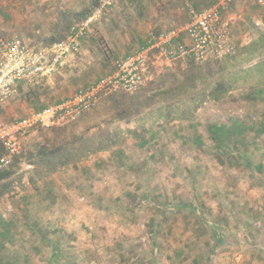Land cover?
Instances as JSON below:
<instances>
[{"label": "rangeland", "instance_id": "rangeland-1", "mask_svg": "<svg viewBox=\"0 0 264 264\" xmlns=\"http://www.w3.org/2000/svg\"><path fill=\"white\" fill-rule=\"evenodd\" d=\"M215 1L115 0L90 26L79 66L39 90L25 86L3 117L74 94L151 34L185 25L186 2L207 8ZM93 2L0 0V39L45 49L85 20ZM231 14L235 53L203 63L153 58L141 90L153 101L140 114L120 118L117 101L137 93L112 92L69 126L23 137L0 197V231H9L0 234V264H264V131L252 129L241 147L251 167L235 148L218 151L208 133L211 123L240 118L253 126L264 117L258 87L244 75L220 100L205 98L219 68L228 78L264 60L261 48L239 55L264 34V6L235 0ZM200 67L216 79L197 93L177 92ZM100 145L107 148L93 152Z\"/></svg>", "mask_w": 264, "mask_h": 264}, {"label": "built area", "instance_id": "built-area-1", "mask_svg": "<svg viewBox=\"0 0 264 264\" xmlns=\"http://www.w3.org/2000/svg\"><path fill=\"white\" fill-rule=\"evenodd\" d=\"M234 1L217 0L200 9L186 2L189 20L185 25L151 34L147 45L118 61L111 74L59 103L14 120L3 117L2 107L15 97L18 85L35 84L57 74L69 55L79 51L80 40L114 0H101L89 17L71 27L66 39L45 49H31L17 37L0 39V145L3 148L0 170L5 169L19 153L27 133L36 129L67 127L108 93L134 94L141 90L147 83L153 58L166 62L189 59L203 63L234 54V18L231 14ZM254 1L258 6H264V0Z\"/></svg>", "mask_w": 264, "mask_h": 264}, {"label": "trees", "instance_id": "trees-1", "mask_svg": "<svg viewBox=\"0 0 264 264\" xmlns=\"http://www.w3.org/2000/svg\"><path fill=\"white\" fill-rule=\"evenodd\" d=\"M217 1V0H216ZM215 1V2H216ZM101 3V0H94L92 7L87 10L82 12L81 14V19H86ZM196 8L200 9V7L194 5ZM67 36L70 33L71 30V26H67L66 31H68ZM67 36H62L60 39H58L57 41H53L54 42H58L61 40H64L67 38ZM264 49V34L260 36V38L254 40L250 46H246L243 47L241 49L242 52H239V55L245 53V51L247 50H260ZM238 55V56H239ZM230 56V55H229ZM228 57V56H226ZM232 58V57H229ZM228 59V58H227ZM254 73H260V75L262 76L261 78L258 79H254V74L250 76L249 73L251 74V72ZM226 75V71L222 70L220 72V68L219 71H217V81L214 84L213 88L209 90V92L205 95V98L207 100H214V101H218L220 100L224 95H226L232 88H234L235 83L237 82V80L242 77L244 75L243 80L247 81L248 79H253L254 80V84L252 86L258 87L257 88V94L258 96L264 100V88H260L261 85H264V60L259 61V63H257L256 65L249 67L247 69L244 70H238L235 71L232 75H230L228 78L224 77ZM216 73H214L213 71H211V67L209 68H203L200 67L198 69V71H196L195 73H192L191 75L188 76V85L185 83H182V85L180 87H177V92H185L188 90V93L192 94V93H197L199 91V89H201V86H205L209 84V79L211 78H215ZM248 76V77H247ZM215 78V79H216ZM142 90V89H141ZM139 90L138 92H136V95H131L133 97H131V99L127 98V100H129V102L126 101H117L118 104L117 106H122L123 111L121 113H119L118 116H120V118L122 119H126L129 120L130 117L138 115L142 112V110H144L145 108H147L149 106L150 103H152L153 98L152 97H147L146 95H144V93ZM123 99H126V97H121ZM196 105H198L196 103ZM119 108V107H118ZM196 108V107H195ZM254 129L256 132H258V134L263 133L264 131V117L261 119L260 122H258L257 125H253L250 126L246 123V121H244L243 119L240 118H234L232 120H230V122H223V123H211L208 126V133L209 136L212 140V142L214 143L215 147L217 148L218 151H226L229 149H236V153L240 154V160L245 161L250 167L252 166V163L250 162V160H248L247 157V153L245 151H242V148H245L248 145V142L246 141L247 136L249 134V132ZM154 137V135H152V138ZM198 141L201 140V136L200 135H196L195 137ZM148 142V141H147ZM147 142L142 141V145H146ZM245 144H247L245 146ZM1 146V145H0ZM233 146V147H231ZM107 147H104V145H100L97 149H95L93 152H97V151H102L104 149H106ZM3 149L2 147H0V150ZM3 153V152H1ZM0 153V154H1ZM230 154V153H229ZM235 160V159H234ZM238 160V159H236ZM68 162L70 161H64L63 164H68ZM13 165H11L12 167ZM11 167L10 168H5L3 170H0V197H2V195L5 194V190L6 188L3 185V182H5L7 179L10 178L12 172H11ZM258 169L261 168V165L259 164ZM0 222L1 221V217H0ZM2 237H7L9 234V231L5 228L4 231H0ZM3 232V233H2Z\"/></svg>", "mask_w": 264, "mask_h": 264}, {"label": "crops", "instance_id": "crops-1", "mask_svg": "<svg viewBox=\"0 0 264 264\" xmlns=\"http://www.w3.org/2000/svg\"><path fill=\"white\" fill-rule=\"evenodd\" d=\"M171 1V0H170ZM114 3H115V0H114V2H113V5L112 6H109L108 8H110V9H112L113 7H114ZM197 6V5H196ZM189 20V17H188V15L186 16V23H187V21ZM167 31V30H166ZM85 40V37L83 38V39H81L80 40V49H79V51L78 52H76V53H73V54H71V55H69V57H68V59L66 60V63H65V65L62 67V69L57 73V74H60V75H62V73H64L65 71H67V70H72L73 68L75 69V67L77 66H79V64H80V57H79V55H81L82 54V44H83V41ZM147 43L148 42H142V46L139 48V49H141V48H143V47H145L146 45H147ZM48 47V46H47ZM46 48V47H45ZM138 49V50H139ZM112 72H109V73H107V74H105L104 76H106V75H108V74H111ZM62 76H65V74H63ZM104 76H102V77H104ZM102 77H100V78H102ZM99 78V79H100ZM99 79H97L96 81H93V82H91V83H89V84H87V85H85V86H83V87H81V88H79V89H77L76 91H75V93L76 92H78V91H80V90H82V89H84V88H86V87H89L90 85H92V84H94V83H96ZM46 80V81H45ZM49 80H47V79H42V80H40V81H38L37 83H35V84H26V83H20L19 85H18V91H17V93H16V95H15V97L6 105V106H4V107H2V110H3V115L6 117V118H8L7 116L10 114V113H12V109H11V102L13 103V100H15V99H18V98H20L23 94H22V89H24V87L25 86H31V87H34L35 89H37V90H39L41 87H42V84L45 82V83H47ZM74 93V94H75ZM71 95H73V94H71ZM71 95H69V96H65V97H61V98H59V99H56V100H53L54 102H52V103H50V104H48V105H42V106H40V107H38V108H36V109H34L33 111H31V112H34V111H37V110H40V109H43L44 107H47V106H49V105H53V104H55V103H59V102H61V101H63L64 99H66V98H68V97H70ZM31 112H29V111H26L25 113H24V115H22V116H19V117H24V116H27V115H29ZM19 117H17V118H19ZM17 118H14V119H17ZM14 119H8V120H14ZM7 120V119H6Z\"/></svg>", "mask_w": 264, "mask_h": 264}]
</instances>
